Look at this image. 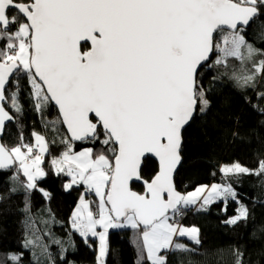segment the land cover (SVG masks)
<instances>
[{
	"label": "snow or ice",
	"instance_id": "1",
	"mask_svg": "<svg viewBox=\"0 0 264 264\" xmlns=\"http://www.w3.org/2000/svg\"><path fill=\"white\" fill-rule=\"evenodd\" d=\"M261 15L264 0H0V133L13 120L5 105L21 111L18 91L5 93L14 74L23 73L36 110L53 104L59 118L50 123L58 134V124L66 128L59 140L64 150L50 166L68 178L65 191L84 188L71 226L86 241L98 237L97 264H104L108 229L124 227H142L147 260L166 264L162 250H189L174 243V237L187 236L200 244L197 228L168 222L169 209L175 213L181 203L202 200L204 207L221 197L236 199L227 183L182 195L173 175L180 163L181 130L198 105L201 112L209 105L201 69L212 66L208 62L213 54V65L225 68L230 58L243 64L257 55L244 31ZM253 69L236 79L247 84L264 75V59ZM32 136V143L21 136L16 146L0 144V171L15 167L26 178V192L36 190L50 200L51 194L38 186L48 175L44 164L51 155L50 142L38 133ZM78 141L92 146L76 151ZM149 155L158 160V171L144 179L142 165ZM220 171L225 178L259 176L264 160L257 169L234 163ZM134 181L143 182L142 194L132 190ZM90 193L97 197V211L86 199ZM237 211L227 223L247 217L243 205ZM38 239L26 238L24 247ZM20 259L8 256L12 264Z\"/></svg>",
	"mask_w": 264,
	"mask_h": 264
},
{
	"label": "trees",
	"instance_id": "2",
	"mask_svg": "<svg viewBox=\"0 0 264 264\" xmlns=\"http://www.w3.org/2000/svg\"><path fill=\"white\" fill-rule=\"evenodd\" d=\"M220 35L216 34L217 40ZM244 35L259 53H264V15L255 18ZM259 53L243 64L230 58L227 68L213 65L214 54L209 63L212 66L201 69L200 82L209 105L204 112L199 110V105L196 116L183 133V162L175 184L186 196L203 185L227 183L236 192V199L221 197L204 207L202 203L189 207L181 204L178 209L184 215L183 225L199 230L200 244L185 240L188 251L173 248L165 251L166 264H237L238 256L241 264H264V174L225 178L220 171L223 166L234 163L257 169L264 160V75H257L247 84L236 79L254 71L253 65L264 59ZM17 91L21 111L6 105L15 122L7 125L2 141L13 147L20 143L23 134L28 143L34 140L33 132L46 137L51 153L44 164L48 175L38 180V186L48 191L51 199L46 200L36 190L26 192V178L18 175L15 167L0 171V264H12L8 260L11 254L21 256L19 264H97L99 239L89 236L86 241L71 226L72 212L84 188L65 191L63 185L68 178L56 175L50 166L51 159L59 156L64 146L59 143L60 131L59 134L48 132L45 121L58 119L59 112L53 104L43 111L36 110L31 86L23 73L15 75L6 96ZM62 129L66 134L63 125ZM53 139L57 143L52 144ZM90 146L88 142L77 143L75 150ZM142 170L144 179H150L158 171L157 161L147 158ZM16 175L18 179H12ZM132 187L144 192L140 184L134 183ZM26 199L30 202L29 211H25ZM96 204L94 198V208ZM241 205L247 209V217L235 224L227 223L238 215ZM37 236L40 239L34 246L24 247L26 238ZM142 245V228L111 229L104 262L150 264Z\"/></svg>",
	"mask_w": 264,
	"mask_h": 264
},
{
	"label": "water",
	"instance_id": "3",
	"mask_svg": "<svg viewBox=\"0 0 264 264\" xmlns=\"http://www.w3.org/2000/svg\"><path fill=\"white\" fill-rule=\"evenodd\" d=\"M255 20V19H254ZM253 20V21H254ZM253 21H251L250 22V25L253 23ZM250 25L248 26V27H250ZM247 27V28H248ZM225 30H227L226 28H225ZM213 56H214V54L210 57V60H209V62L208 63H210L211 62V60L213 59ZM15 75L16 74H14V76H13V78L15 77ZM13 78L11 79V81L13 80ZM10 85V84H9ZM9 85L7 86V88L9 87ZM6 94V93H5ZM7 105V104H6ZM6 105H5V107H6ZM56 107V106H55ZM57 108V107H56ZM198 108H199V105H198V107H197V110H198ZM6 110L7 111H9L8 109H7V107H6ZM57 110H58V108H57ZM197 110H196V112L194 113V116H193V118L189 121V123L188 124H186L185 126H184V128L181 130V137H182V143H181V149H180V163L177 165V167H176V171H175V173H174V175H173V181H174V184H175V178H176V174H177V172H178V170H179V168L181 167V165H182V162H183V157H182V154H181V152H182V146H183V133H184V131H185V129L191 124V122H192V120L194 119V117L196 116V114H197ZM59 112V111H58ZM9 113H10V115H12L13 116V114L9 111ZM15 122V117L13 116V120H11V121H6L5 122V127H4V130H3V132L2 133H0V144H4L3 143V141H2V139H3V137H4V134H5V130H6V127H7V125H9L10 123H14ZM64 126V125H63ZM64 128H65V126H64ZM65 130H66V128H65ZM77 143H83V142H76V144ZM147 158H152V159H154L155 161H157V163H158V160L154 157V156H151V155H149V156H147L146 158H145V160L147 159ZM144 160V161H145ZM143 164H144V162H143ZM142 167H143V165H142ZM11 169V168H10ZM134 183H137V184H140V185H142L143 186V188H144V185H143V182L142 181H134L133 183H132V185L134 184ZM132 185H131V187H132ZM175 187H176V184H175ZM132 190L133 191H136V190H134L133 189V187H132ZM176 191H178V192H180L182 195H185L183 192H181L180 190H178L177 189V187H176ZM136 192H138V191H136ZM138 193H143V192H138ZM182 204V203H181ZM180 204V205H181ZM180 205H178L177 207H179ZM172 212V209H169V211H168V214H170ZM142 228V227H141Z\"/></svg>",
	"mask_w": 264,
	"mask_h": 264
},
{
	"label": "crops",
	"instance_id": "4",
	"mask_svg": "<svg viewBox=\"0 0 264 264\" xmlns=\"http://www.w3.org/2000/svg\"><path fill=\"white\" fill-rule=\"evenodd\" d=\"M33 142H34V140H33ZM96 199L97 200V197H95V195L94 194H88L87 196H86V199H88V200H90V201H93V199ZM199 203H202V200H200V201H197L196 203H195V205H198ZM169 223H170V216H169V221H168ZM179 226V225H178ZM180 227H184V228H193V226H191V227H189V226H186V225H182V226H180ZM124 228H131V227H124ZM194 228H196V227H194ZM112 229H115V228H112ZM97 231L99 232V231H103V229L102 228H97ZM108 234H109V230H108V233H107V248H108ZM96 238H98V237H96ZM175 240H179V243H181V244H186V242H185V240H189V241H191L187 236H183V237H180V236H176V237H174V243L176 242ZM170 249H172V248H169V249H167V250H170ZM167 250H162L159 254L160 255H163L164 256V252L165 251H167ZM105 258V257H104ZM166 258V257H165Z\"/></svg>",
	"mask_w": 264,
	"mask_h": 264
},
{
	"label": "rangeland",
	"instance_id": "5",
	"mask_svg": "<svg viewBox=\"0 0 264 264\" xmlns=\"http://www.w3.org/2000/svg\"><path fill=\"white\" fill-rule=\"evenodd\" d=\"M221 36V35H220ZM257 99L259 100V98L257 97ZM254 100H255V98H254ZM261 102H262V100H261ZM201 107V106H200ZM205 111V110H204ZM203 111V112H204ZM57 120V119H56ZM56 120H46L45 121V124H46V126H47V129H48V132H50V133H53V132H56V130L53 128V126H52V124L50 123V122H52V121H56ZM56 128H58L59 129V131H60V134L61 135H64L65 134V131L62 129V124H58L57 126H56ZM38 134H40V133H38ZM40 135H43L42 133L40 134ZM44 136V135H43ZM23 137L25 138V135L23 134ZM80 151V150H79ZM232 165V164H231ZM241 165V164H240ZM230 166V165H229ZM245 167V166H244ZM218 184V183H217ZM219 184H221V183H219ZM182 206H184V207H189V206H197V205H195V204H191V205H187V206H185V205H183L182 204ZM206 206V205H205ZM92 207H93V204H92ZM93 210L94 211H97L98 209H97V206H96V208H94L93 207ZM188 213H190V212H188ZM169 215V214H168ZM170 216V215H169ZM121 222H123L122 220H121ZM111 229L112 228H110V229H108L109 231H111ZM176 242L175 243H179V240H175ZM174 249V248H173ZM104 264H105V262H104Z\"/></svg>",
	"mask_w": 264,
	"mask_h": 264
},
{
	"label": "built area",
	"instance_id": "6",
	"mask_svg": "<svg viewBox=\"0 0 264 264\" xmlns=\"http://www.w3.org/2000/svg\"><path fill=\"white\" fill-rule=\"evenodd\" d=\"M183 221H184V215L180 210L175 213L173 211L170 213L171 224L182 226L184 224Z\"/></svg>",
	"mask_w": 264,
	"mask_h": 264
}]
</instances>
